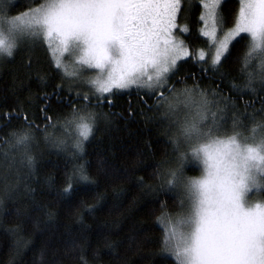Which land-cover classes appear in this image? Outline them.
<instances>
[{
	"label": "snow or ice",
	"instance_id": "6c2138e0",
	"mask_svg": "<svg viewBox=\"0 0 264 264\" xmlns=\"http://www.w3.org/2000/svg\"><path fill=\"white\" fill-rule=\"evenodd\" d=\"M200 5L201 35L208 38L206 43L215 52L210 63L203 52L192 54L191 59L213 75L219 74L223 81L227 75L220 71L224 62L232 57L237 44L247 40L246 51L237 57L240 73L246 76L244 87L238 90L246 88L255 94L256 82L264 89V0H200ZM4 6L5 0H0V9ZM183 11V0H44L17 16H0V54L12 57L25 36L33 45L46 40L49 48L55 45L57 70L65 62L75 68L67 73L64 67L62 83L53 93L58 100L66 77L72 81L69 91L73 86H88L83 95L87 103L78 107L69 100L71 119L63 121L66 133L68 129L76 133L71 145L73 159L83 158L84 142L93 134L98 119H107V114L89 109L93 97L100 108L107 100L105 94L115 95L114 90L134 89L155 97L149 108L174 129L169 143L178 155L168 167L160 166L159 184L150 187L154 193L180 194L184 209L176 217L164 215L161 251L173 257L175 264H264V202H250L251 195H264V118L256 120L257 113L249 114L254 126L248 129L235 113L229 115L235 102L217 91H212L210 98L209 91L198 86L169 87L178 61L190 56L185 41L177 38V33L188 32L178 23ZM89 70L95 75L87 76ZM40 80L43 83L45 77ZM80 97L77 92V100ZM249 106L245 102V109ZM49 107L41 108L47 122L45 140L66 150L65 137L47 132L59 122L47 115ZM259 112H264V106ZM25 121L27 127L8 133L4 140L7 150L0 149L9 172L17 168V183L21 179L18 169L27 168L31 174L36 164L30 153L39 129H33L26 116ZM189 164L199 166V177L185 175ZM112 175L119 176L118 170H112ZM66 179L68 187L61 195L76 183H91L87 161L75 165ZM3 180L6 176L0 175ZM138 182L143 184V178Z\"/></svg>",
	"mask_w": 264,
	"mask_h": 264
},
{
	"label": "trees",
	"instance_id": "16d2710c",
	"mask_svg": "<svg viewBox=\"0 0 264 264\" xmlns=\"http://www.w3.org/2000/svg\"><path fill=\"white\" fill-rule=\"evenodd\" d=\"M43 2L5 0L0 15L17 16ZM200 13V0L185 2L178 22L188 28L181 37L190 56L178 61V71L168 85L177 90L198 86L207 89L210 98L217 91L235 102L229 115L235 113L251 129L254 123L249 114L257 113L256 120L264 118V112H259L264 106V89L256 82L255 94L246 88L238 90L244 87L246 76L240 73L237 57L246 51L247 40L237 44L232 57L224 62L220 71L227 75L221 81L219 74L213 75L191 59L192 54L208 48V40L200 34ZM206 60L210 63L208 57ZM62 74L43 40L33 45L23 38L12 57H0V149L7 150L4 140L9 132L27 127L25 116L33 129H39L30 153L35 169L30 174L29 169L19 168V183L17 168L9 172L8 161L0 155V175L6 176L0 181V264H175L173 257L161 251L164 231L158 220L180 209L181 195L154 193L152 187L159 184L160 166L168 167L178 154L169 143L174 129L149 108L155 97L134 89L114 90L115 95H105L102 108L95 107L97 100L92 99L89 105L95 108L90 110L107 114V119H98L84 142L83 158L73 159L71 147L60 150L45 140L47 122L41 112L50 105L47 115L54 122L59 120L57 126L71 117L69 100L78 107L87 103L82 95L77 100L74 88L68 90L67 77L58 100L53 93L62 83ZM41 76L45 77L43 83ZM233 84L238 88L233 89ZM45 94H49L47 100ZM245 102L250 104L247 109ZM85 161L91 183L81 181L61 195L68 187L66 177ZM112 170H118L119 176H113ZM199 171L197 165L188 166L185 175ZM141 178L143 184L138 182Z\"/></svg>",
	"mask_w": 264,
	"mask_h": 264
},
{
	"label": "rangeland",
	"instance_id": "374dc122",
	"mask_svg": "<svg viewBox=\"0 0 264 264\" xmlns=\"http://www.w3.org/2000/svg\"><path fill=\"white\" fill-rule=\"evenodd\" d=\"M187 0H183V4L185 5V2H186ZM37 7H39V6H37ZM36 7V8H37ZM202 12H203V9H202V7H201V13H200V16L202 15ZM0 16H2V15H0ZM11 17H14V16H11ZM11 17H9V18H11ZM179 23V22H178ZM181 27H184L185 25H183V24H179ZM204 30V25H203V22H200V34L202 33V31ZM7 33H6V30H5V35H6ZM242 34H244V33H242ZM247 35V34H246ZM203 36V35H202ZM204 38H206L207 40H208V38L207 37H205V36H203ZM25 39H27L28 41H31L30 40V38L29 37H27V36H25L24 37ZM177 38L178 39H182V37H181V34L180 33H177ZM41 40H43V39H41ZM45 43H46V45H47V47H48V49H49V51H50V54H51V57H52V59H53V61H54V64H55V56H54V54H53V49L55 48V45H53L52 46V48H49V43H48V41H46V40H43ZM200 52H203V54H204V56H205V59L208 57L209 59H210V61H211V57H212V55H214V52H215V50L213 49V48H210L209 46H208V48L206 49V50H200L198 53H200ZM2 56H4L3 54H0V57H2ZM74 59V58H73ZM184 59V58H183ZM64 67H66V69H67V73H72L73 71H75V68L73 67V65L71 64V63H68V62H65V64L61 67V72L64 74ZM95 75V72H94V70H89L88 72H87V76H89V77H91V76H94ZM68 78V83H71L72 81H71V78L70 77H67ZM170 83V81H168V84ZM73 88H74V91L77 93V92H80L81 93V95L83 96L85 93H88V91H89V88H88V86H73ZM105 95H107V94H105ZM93 99V101H96V98L95 97H93L92 98ZM96 107V106H95ZM94 107V105H89V109H94L95 108ZM67 119H71V117H68ZM68 133H71V135H68ZM49 134H51V135H53V136H57V137H65L67 140H68V144H67V148H70L71 147V145H72V143L74 142V137H75V135H76V133H75V130L74 129H68L67 130V133H66V131H65V128L63 127V122L60 124V125H57L55 128H53V130L51 129L50 131H49ZM72 148V147H71ZM188 166H195V164H189V165H187L186 167H188ZM198 166V165H197ZM185 167V168H186ZM200 174H201V172L199 171V174H197V175H191V176H188V177H193V178H196V177H199L200 176ZM250 202H252V203H255V202H264V195H258V194H253V195H251V197H250ZM184 211V209H182L181 207H180V209H178L177 210V212L176 213H173V214H169V213H166L168 216H170V217H176L178 214H180V213H182ZM164 215L165 214H163V215H161V217L159 218V220H158V222L160 223V225L162 226V228H163V224H162V220H163V217H164Z\"/></svg>",
	"mask_w": 264,
	"mask_h": 264
}]
</instances>
